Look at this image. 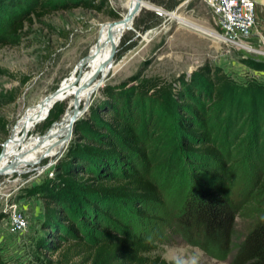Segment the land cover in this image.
Wrapping results in <instances>:
<instances>
[{
    "label": "rangeland",
    "instance_id": "obj_1",
    "mask_svg": "<svg viewBox=\"0 0 264 264\" xmlns=\"http://www.w3.org/2000/svg\"><path fill=\"white\" fill-rule=\"evenodd\" d=\"M255 1L256 23L242 39L244 47L206 36L152 10L138 12L131 29L116 47L112 57L115 68L104 76L101 72L81 91L91 89V95L87 100L81 99L65 144L35 165L23 166L20 173L0 175V264H57L63 248L52 255L46 247L52 243L53 234L41 225L43 201L51 191L58 164L64 161L74 124L87 118L91 107L101 104L105 89L131 95L143 119L139 126L143 157L131 154L128 159L132 166L128 169L155 184L159 205L142 212L150 217L161 216V223L148 222L146 226L157 244V254L174 264H229V256L219 261L179 240L169 225V202L175 195L177 180L189 176L188 156L181 148L182 132L178 126V116L184 110L188 124L196 126L204 134L202 141L217 152L202 167L218 176L214 181L225 188L226 200L233 206L232 243L240 241L264 213V0ZM61 2L48 0V13L31 18V23L24 22L20 35H8L10 20H0V38L6 42L0 43V68L7 73L0 76V98H6L14 89L18 92L14 102L0 104V119L5 121L3 131L0 128V154L4 151L0 164L8 166L34 137L45 136L66 115L71 116V93L78 84L88 83L93 74L84 77L94 67L92 56L102 32L109 23L117 21L104 12L54 8ZM142 2L218 34L209 9L200 0ZM123 3L124 0H106V9L122 19ZM17 12L26 14L28 9ZM85 57L86 62L78 69ZM208 69L218 70L227 79L222 100L216 104L199 77ZM187 82L197 89V95L199 92L194 102L199 121L192 117L190 109H177L172 99ZM59 88L61 91L56 93ZM65 93L68 95L63 97ZM46 98L49 99L44 102ZM100 117L106 119L103 114ZM146 120L153 121L150 131L144 127ZM186 142L198 143L189 138ZM118 172L119 167L117 175ZM12 210L25 222L17 233L8 230L7 215ZM122 227L124 233L135 228L127 224Z\"/></svg>",
    "mask_w": 264,
    "mask_h": 264
},
{
    "label": "trees",
    "instance_id": "obj_2",
    "mask_svg": "<svg viewBox=\"0 0 264 264\" xmlns=\"http://www.w3.org/2000/svg\"><path fill=\"white\" fill-rule=\"evenodd\" d=\"M47 1L24 4L21 0H0V20H10L8 35H20L24 22L44 17L48 13ZM26 7L28 12L19 15L17 11ZM54 8L104 12L112 20L121 19L106 9V0H63ZM0 43L6 44L2 38ZM6 74L0 68V76ZM199 77L209 88L212 103H219L226 89V76L208 69L200 72ZM176 92V97H172L176 108L190 109L196 119L197 89L187 82ZM102 93L101 104L91 107L88 117L74 124L64 161L58 164L51 191L45 195L41 225L53 234L52 243L46 247L52 255L63 248L57 264H174L160 258L146 227L148 222L161 223V216L150 217L142 212L159 205L155 184L128 169L132 166L128 159L131 154L143 157L139 150V126L143 119L131 95L114 94L107 89ZM17 95L14 89L6 98H0V104L14 102ZM152 122L146 120L144 127L151 129ZM189 122L183 110L178 126L182 132L181 148L188 156L189 176L177 180L175 195L169 202L173 233L183 244L216 260L229 256V264H264V213L240 241L232 243L233 206L226 200L225 188L215 183L218 176L202 167L217 152L202 141L204 134ZM4 127L5 121L0 119L2 131ZM188 138L198 143H187ZM185 182L189 184L185 186ZM2 217L0 214V220ZM122 224L135 228L124 233Z\"/></svg>",
    "mask_w": 264,
    "mask_h": 264
},
{
    "label": "bare ground",
    "instance_id": "obj_3",
    "mask_svg": "<svg viewBox=\"0 0 264 264\" xmlns=\"http://www.w3.org/2000/svg\"><path fill=\"white\" fill-rule=\"evenodd\" d=\"M136 2L141 3V9L153 10L154 8L152 5L142 2V0H124L123 4H124L125 12L123 14V17L127 13V11L133 7V5ZM170 16H171L170 18H173L174 20H176L177 23L184 25L186 27H189L193 29L194 31L200 32L209 37H213L219 41L223 40L222 38L217 36L216 33L210 30L204 29L200 26H197L193 23H190L189 21L185 20L183 17L177 14L171 13ZM117 21L109 23L107 28L103 30L101 40L98 43L95 51L93 52V56H92V59L95 61L94 67L92 71L89 70L86 73L84 78H87L88 76L94 74L98 66H100L103 63L105 64V67L101 70L103 76L106 73H108L110 70H113L115 68L113 65L112 59L108 60L111 48L117 47L122 35L126 31H129L132 27V23H129V22H126V23L119 22L118 23ZM86 59L87 58L85 57L84 59L81 60L80 65H78L77 67L78 69H80L83 66V64L86 62ZM78 74L80 75V73ZM100 83L101 81L98 79L97 86H99ZM80 85L83 88H85L86 81L80 83ZM87 85H90V84L87 83ZM59 91H61V88H59L56 91V93ZM81 91L79 92V95H78V102L76 105L77 107L82 98L86 99V98H89V96L91 95V89H87L84 92H81ZM49 98L52 99L53 97H49ZM49 98L44 99V102L48 101ZM69 119H70V116L66 115L64 119L62 120V123L57 127H53L45 136L34 137L29 143H27L22 148L20 153L9 163L8 166L6 164L1 163L0 171L3 172L2 174H7L12 171L20 173L21 169L24 168L23 166L35 165L40 159L52 156L57 149H59L65 144V142L67 141L69 137V131H68ZM0 155L3 157L4 151H2ZM1 159L2 158H0V161Z\"/></svg>",
    "mask_w": 264,
    "mask_h": 264
},
{
    "label": "built area",
    "instance_id": "obj_4",
    "mask_svg": "<svg viewBox=\"0 0 264 264\" xmlns=\"http://www.w3.org/2000/svg\"><path fill=\"white\" fill-rule=\"evenodd\" d=\"M210 11L211 21L224 41L244 47L246 38L255 25V0H200ZM7 214V212L5 213ZM8 230L17 233L25 227L23 217L8 212Z\"/></svg>",
    "mask_w": 264,
    "mask_h": 264
},
{
    "label": "water",
    "instance_id": "obj_5",
    "mask_svg": "<svg viewBox=\"0 0 264 264\" xmlns=\"http://www.w3.org/2000/svg\"><path fill=\"white\" fill-rule=\"evenodd\" d=\"M141 10V3L140 2H136L133 7L127 11V13L124 15V17L122 19H119L117 22L121 23V22H129V23H132L134 17L138 14V12ZM153 12H155L156 14L158 15H164L166 16L167 18H170V12L169 13H166V12H161V10L159 9H156V8H153L152 10ZM111 26V25H110ZM116 51V47H112L111 48V51H110V55L108 57V60H111L114 53ZM105 67V64H101L100 66H98V68L95 70L94 74L90 77L89 81H88V84H92L93 81L95 80V78L98 76V74L101 72V70ZM79 74L76 75V78L78 77ZM87 85V84H86ZM83 89V87L81 85H78L74 91H72L71 95H72V105H73V108H72V114L70 116V119H69V122H68V131H69V134L71 132V127H72V123L75 121V118L76 116L78 115V112H77V102H78V95H79V92ZM63 92H65V90H62ZM68 94L65 93L63 97L67 96ZM54 98V97H53ZM52 98V99H53ZM88 98H86L87 100ZM54 104V103H53ZM52 104V105H53ZM51 105V106H52ZM50 106V107H51ZM48 113H46V115L43 117L45 118L47 116ZM0 158H2V156L0 155ZM3 172L0 171V174H2Z\"/></svg>",
    "mask_w": 264,
    "mask_h": 264
},
{
    "label": "crops",
    "instance_id": "obj_6",
    "mask_svg": "<svg viewBox=\"0 0 264 264\" xmlns=\"http://www.w3.org/2000/svg\"><path fill=\"white\" fill-rule=\"evenodd\" d=\"M256 8H257V5L255 4V15H256ZM255 19H256V17H255ZM256 23V22H255Z\"/></svg>",
    "mask_w": 264,
    "mask_h": 264
}]
</instances>
